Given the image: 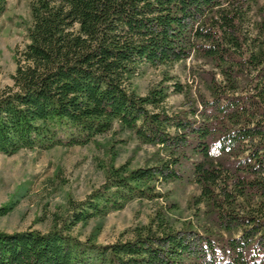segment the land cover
I'll list each match as a JSON object with an SVG mask.
<instances>
[{"label":"trees","instance_id":"1","mask_svg":"<svg viewBox=\"0 0 264 264\" xmlns=\"http://www.w3.org/2000/svg\"><path fill=\"white\" fill-rule=\"evenodd\" d=\"M30 10L0 89V153L85 146L115 122L156 153L143 166L111 163L46 231L0 230V264H264V0H32ZM190 58L191 83L166 73L136 91L144 66ZM172 94L187 108L171 110ZM174 183L199 188L193 218L160 190ZM134 200L156 203L148 222L99 243L102 220Z\"/></svg>","mask_w":264,"mask_h":264},{"label":"rangeland","instance_id":"2","mask_svg":"<svg viewBox=\"0 0 264 264\" xmlns=\"http://www.w3.org/2000/svg\"><path fill=\"white\" fill-rule=\"evenodd\" d=\"M32 0H8L7 10L0 16V89L12 84L15 72V52L22 49L27 40V28L31 24L30 3ZM194 59L171 67L144 66L135 78L139 94L160 82L168 73L182 83H191L190 67ZM203 88L202 83L195 81ZM182 94L168 98L171 110L186 109ZM156 147L141 144L136 135L115 122L108 133L98 135L85 145L56 146L51 149H23L14 155L0 153V207L15 204L13 210L0 215V230L8 232L25 230L28 227L46 231L51 226L53 212H65L69 199L82 200L106 178L107 168L113 163L119 166L130 162V167L143 166L155 159ZM179 206L182 219L193 218L192 198L199 193L196 184L174 183L160 187ZM155 202L134 200L124 209L111 212L101 222L97 241L101 244L114 242L122 233L141 224L152 216ZM98 221L78 228L81 238L92 233Z\"/></svg>","mask_w":264,"mask_h":264}]
</instances>
